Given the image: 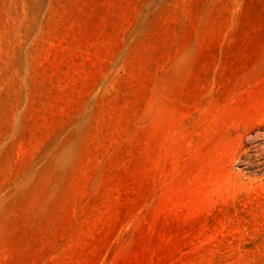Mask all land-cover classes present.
<instances>
[{
  "label": "rangeland",
  "instance_id": "1",
  "mask_svg": "<svg viewBox=\"0 0 264 264\" xmlns=\"http://www.w3.org/2000/svg\"><path fill=\"white\" fill-rule=\"evenodd\" d=\"M0 264H264V0H0Z\"/></svg>",
  "mask_w": 264,
  "mask_h": 264
}]
</instances>
